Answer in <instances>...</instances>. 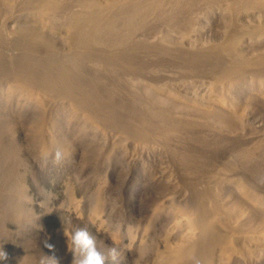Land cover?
Listing matches in <instances>:
<instances>
[{"label": "bare ground", "instance_id": "1", "mask_svg": "<svg viewBox=\"0 0 264 264\" xmlns=\"http://www.w3.org/2000/svg\"><path fill=\"white\" fill-rule=\"evenodd\" d=\"M16 3L17 0H0V8L11 10L15 8ZM60 6L61 0L60 2L59 0H39L36 10L33 9L30 24L41 33L46 32L57 36L56 27L51 25L50 20L58 15L64 16L68 20L66 32L70 37L74 36V41H70L67 36V39H63V43L71 51L69 55L57 54L42 39L27 34L19 36L22 46L19 49L17 47L16 51L12 49L14 39L10 36L13 34L8 36L7 33L0 32V47L6 46L4 52L7 57L19 59L23 66L12 72L7 71L4 77L6 78L5 84H0L2 100L0 102L11 116L13 114L22 116L25 112L31 116H43V122L35 127L32 135L29 134L33 142L34 159L40 168L52 179L51 170L57 169L60 172L63 170L61 173L64 174L63 167L67 165V168L74 163L75 154L72 153L70 142L64 139L53 122L52 111L64 117L67 128L75 130L79 135L78 139L82 140L85 130L91 129L95 135L107 141L106 131L109 128L106 127L105 131L95 111L86 108L87 104L97 100L100 95L92 78L94 75L85 76V73L81 71L85 58L93 56L98 59L101 56L110 61L114 70L121 71L123 79H120L124 80L125 84L128 82L129 84H140L142 81L140 76L145 75L149 83L145 84L146 82L143 81L144 89L162 103L176 104L181 110L182 118L172 127L168 126L170 123L157 126L156 130H151L152 133L143 127L145 137L142 141L133 138L129 133L115 135L119 138L113 141L114 144L110 151H103L96 158V165L102 168L113 160H118L116 150H123L127 146H132L143 153L154 150L166 155L165 157L181 169L180 171L186 172L185 175L188 176L182 178L184 182L191 183L192 179H196L193 181L195 182L193 186L197 193V206L195 207L179 208L175 204L172 205L173 202L167 196L169 192L178 190L184 192L185 188L182 187L181 182L180 185L175 182L177 175L168 170L169 177L166 183L160 184L165 194L163 198L159 196L162 198L160 202L147 207L145 214L141 213L143 214L141 228L134 229L129 226L125 229L124 237L127 244L118 239L119 236L108 234L112 244L132 259L131 264H251L253 260L251 261L250 257L253 251L260 255L259 261L254 264H264V194L260 191L257 193L253 188V190L250 189L251 187L249 188V185L239 178L245 170H255L256 185H264V130L261 134L256 133L255 128H251L249 122L251 120L249 111L237 106L239 97L246 92L256 96V99L264 104V53H258L264 50V0H118V2L78 0L75 10L62 11ZM208 14L222 16L227 20V31L221 45H200L195 41L197 30L205 21L206 16H211ZM175 21L181 24L182 33L180 35L178 31L173 30L172 26ZM153 24L161 27V30L162 28L164 31L170 30L171 36H175L179 43H170L162 35L164 32L159 30H156L159 32H155L153 36L149 32L150 35H148L152 37H148L146 27L155 26ZM141 40L149 41V43L139 44ZM185 44L189 48H186ZM248 47L252 48V53L246 58L244 51ZM105 59L102 60L105 61ZM99 60L94 65L95 68L104 72L105 75L111 73L107 71V63L103 64ZM83 80L89 82V90L83 87ZM171 83L191 93L195 99L187 101L184 97H177L174 95L175 92L172 93L173 91L170 92L168 89ZM127 84L125 86L127 90H121V92H131ZM54 94L57 97H54ZM74 96L78 99L79 106L75 105ZM145 107L152 109L151 106ZM161 115L165 121H172L166 113L162 112ZM191 116H197L205 122L213 117L222 118H218L217 125L227 135L222 136L220 130L218 132L207 125H202L205 129L203 132L206 133L204 136L206 142L203 144L202 139L196 135L197 132H194L196 129L189 119ZM127 119L135 125L130 117ZM234 122L237 128L232 126ZM9 129L10 142L17 144L20 140L13 129ZM225 137L233 139L234 142L239 140L242 143L245 140L246 144L240 151L229 152L224 160L220 158L222 160L219 159L220 162L210 159L215 162V172H217L207 171L213 174L211 188L213 187L214 191H211L198 182L203 175L199 174L198 166L194 165L200 158L202 168L205 167L207 156L197 154L194 150L187 148L197 147L203 151L208 149L211 152V149L216 147H227V140L223 139ZM164 141L175 148H184L186 151L182 152L183 158L180 159L175 153L165 150L166 147L162 148L161 143ZM13 150L11 160L20 162L19 173L15 179L16 189L21 195L22 184L28 175L27 168H25L27 164L18 147ZM58 150L62 153V159L59 162L55 159ZM215 150L220 151V149ZM199 162L198 165H200ZM86 164L85 156L81 155L80 166L76 164L79 167L76 165L75 167L77 171L78 168L85 170ZM75 167L73 169L78 175V172L82 170L79 169L77 172ZM92 169L87 171L91 174L89 175L91 177L87 175L91 178L87 181L93 188L91 189L94 192L92 194H94L95 205L92 211L93 218L87 222L101 234L105 232L102 228L101 213L104 204L103 196L107 190V179L102 176L103 173ZM205 170L208 169L205 168ZM103 171L106 174V167ZM80 177L76 176L79 181L82 180L79 179ZM224 177L229 181H225ZM51 182L54 183L52 180ZM225 186L236 188L237 195L247 207L246 211L232 206L227 197L223 198L221 190ZM66 188L69 203L67 209L63 208L61 211L60 232H57L54 238L56 251L73 263L74 255L68 248L64 227L71 214L78 222H81L82 218L78 210L80 209L79 202L77 198L74 199L75 192L69 188V184ZM255 216H259L261 222L257 221ZM128 225L131 224L128 223ZM107 264H111L110 259ZM118 264H124L121 257L118 259Z\"/></svg>", "mask_w": 264, "mask_h": 264}, {"label": "rangeland", "instance_id": "2", "mask_svg": "<svg viewBox=\"0 0 264 264\" xmlns=\"http://www.w3.org/2000/svg\"><path fill=\"white\" fill-rule=\"evenodd\" d=\"M77 1L61 0L60 8L62 11L67 9L75 10ZM92 1H98V0H92ZM111 1L118 2V0H111ZM38 2L39 0H17L16 3L17 7L15 6V8L11 10L0 8V32L2 34L7 33L6 35L8 36H10L9 34L11 35L13 34V36H10L12 39H14L12 43L13 45L12 49L16 51L19 49V47L21 48L22 46L21 41H19L20 40L19 36L27 34L29 36H36L42 39V41H44L46 44L51 46L52 49L55 50L57 54L69 55L71 51L63 43V39L64 38L67 39L68 37L70 41H74V36L70 37L66 32L68 20L64 16L58 15V17L56 16L54 18L52 17V19L50 20L51 25L52 26L54 25L53 26L54 28L56 27L55 31H57V36L50 35L49 33L47 34L46 32L41 33L38 29L31 26L30 18L31 15H33L34 10H36ZM204 22L201 25V27L197 30L198 33L196 32L195 41L200 45L201 44L221 45V43L224 40L225 33L227 31L226 18H223L222 16H218V15L216 16L211 15L210 17L206 16ZM156 24L153 25L156 26ZM155 26L146 27L147 28L146 34L150 35L151 33V35L153 36L155 32H159V31L164 32L163 34L162 33L161 34L165 36L166 40H168L170 43L172 44L179 43V41L175 38V36H171L170 30L164 31L163 28L161 30L160 29L161 27L159 28L158 25L156 27ZM172 27L173 30H176V32L178 31L179 35L182 33L181 24L178 21H175ZM149 35L148 37H152ZM146 42L149 43V41L141 40L139 44ZM5 47L3 48L0 47L2 49V50L0 49L2 51V52L0 51V67L2 66L0 68L1 85H4L6 82L5 80L6 78L4 79V77L7 71L12 72L15 69L23 68L19 59L17 58L12 59L7 57V55L4 52ZM17 47L18 49H16ZM185 47L189 48V46L188 45L186 46V44ZM251 53H252V48L250 49V47H248L247 50L244 51V56L248 58L249 57L248 55H251ZM258 53H264V50H261ZM87 58H85V61L83 62V67L81 71L82 73H85V76L94 75L92 78L96 83V87L98 93L100 92L99 93L100 95L99 98H97V100H94L93 102H91V104H87L86 108L90 111L93 112L95 111L94 113L99 117V123L105 129V131L109 128L106 131L108 133L109 139L107 137L106 139L107 141L102 140V137L95 135L94 131H92L91 129L88 130L86 129L85 130L86 133L84 132V136H83L84 138L80 140L78 139L79 135L76 133L75 130H71L67 128L64 117L61 114L59 115L58 112L52 111L53 122L59 128L60 133L63 135L64 139L68 143L70 142L69 145L71 146L72 153L74 152L73 154H75L73 158L74 166L73 164L71 166L68 165L69 167L67 168H66L67 165L64 166L63 167L64 174L61 173L63 170L61 172L57 169L54 171L51 170L50 174L52 176V179H50V176L48 177V175L37 164L36 159H34L35 153H33L32 150L33 142L30 139V135H32L33 130L36 129L35 127H38L43 122V116L40 115L31 116L27 112H25L22 116L19 115L15 116L14 114L11 116L9 111L5 110V106L3 105V103H1L2 100L0 98L1 101L0 102V152H1L0 153V249H2L4 252L8 254V259L0 260V264H39V261L42 256H44L45 254H50L49 250L44 247V241L45 239L50 237L49 242L55 245V238L57 232H60L59 227L62 223L61 211L63 208L67 209V205L69 203L68 191L66 188L68 184H69V188H72V186L75 187L72 188L73 192H75L74 194L73 193L72 194L74 195V199L77 198V202H79L78 204L80 209L78 210H79V215L82 218V221L78 222L77 219L73 218L74 216L71 214L69 216L68 222L65 224L64 227L65 233L71 234L74 233L79 228L87 227L90 235L94 238L96 242V246L98 250L105 253V255H107L109 248L116 247L110 241L108 234L119 236L118 239H120L125 244L126 242V239L124 237L125 229L129 226L134 227V229L141 228V224H142L141 220L143 219L142 218L143 214H145V209L149 206H152L156 202H160L162 200L165 192L160 184L166 183V180L169 177V174H167L168 170L171 173L177 175L175 182H177L178 185H180L181 182L182 187L185 188L183 189L184 192L182 190L181 191L178 190L179 192L178 191L175 192L174 190H173L174 192H169V195L167 196L169 200L173 202L172 205L175 204L179 208L181 207L184 208L186 206L187 207L197 206V198H196L197 193H195L193 186V183H195L193 181H195L196 179L195 180L192 179V181H190L191 183L184 182L182 178L183 177L186 178L188 176L185 175L186 172L180 171L181 169L177 168L175 164H173L167 157H165L166 155L161 154L160 152L157 151L155 152L153 150L143 153L141 151H138L136 148L132 146L129 147L127 146V148H124L123 150H118V151L116 150V156H117L116 158H118V160H113V162L105 166L106 174L104 173L105 171H103L105 170V167H102L104 168L102 169L101 167L96 165V161H97L96 158H98V156H100L103 151L106 152L110 151V149H112L113 147L114 142L116 141V138H119V136H115V135L129 133L133 136V138L142 141V138L145 137L144 131L142 129L143 127H146L147 131L152 133L151 130H156L157 126H161L163 124L168 125L170 123L168 125L169 127L170 126L172 127V125L174 126L175 123L182 118V116L180 115L181 110L176 104L171 105L170 103H166V102L162 103L161 101H159V99H157V97H155L154 95L151 96L144 89L145 85H143L144 84L143 81L146 82L145 84L149 83V79L145 75L140 76V79L142 80L140 81L141 85L139 83L137 85L132 83L129 84L130 82H128V84L126 83L128 85V89H130L131 92L126 91V93L124 92L125 93L124 94L123 92H121V90H127V88L125 87L126 84L124 83V80H121L123 79V74L121 73V71H119L118 69L114 70L113 67H111L110 65L111 64L110 61L106 60L103 57L101 58L100 56L98 58L100 59L99 61H102L101 63L103 64L107 63L106 64L107 71L111 72L105 75L104 72H101V70L100 71L97 70L94 66L98 61L96 57L88 56ZM102 59H105L106 62ZM109 77H111L112 79ZM83 81H84L82 82L83 87L89 90L90 89V86L88 85L89 82L85 80ZM168 89L170 90V92L173 91L172 93L175 92L176 94L174 93V95H177V97H181V98L184 97V100L187 99V101H191L195 99V97L191 93L183 91L182 89L178 88L175 84L171 83L168 86ZM76 92L78 93L79 90ZM247 93L248 92L245 93L246 95L243 94L245 96L242 95V97L241 96L239 97L238 99L239 103H237V106L239 108L246 109L249 111V116L251 115V120L249 121L252 126L251 128L253 129L255 128L254 129L255 132L261 134L264 130V104L259 100H257L256 96L249 95ZM53 96L57 97L56 94H54ZM73 101L76 106H79V101L77 98H75V96L73 97ZM260 103H262L263 105ZM145 106H151L152 109L151 110L147 109ZM162 112L169 115L172 121L171 122L165 121V119L161 115ZM127 117H130L135 125H132V123L129 122ZM218 118L222 119L220 117ZM218 118L213 117L211 120H208L209 122L208 121L205 122L203 121V119L197 116H191L189 118L191 119L190 121L193 122L195 125L193 126L196 129L194 132L195 133L197 132L196 135L198 136L199 139L200 138L202 139V142H204L203 144H205L206 142V140L204 139L206 133L203 132V130L205 131V129L202 127V125L203 126L207 125L209 128H212L215 131L218 130V132L221 131L222 136L227 135L225 134V132H223L221 128L218 127L217 125L218 124L217 122L219 120ZM232 126L234 128H237V124L235 122L234 124L232 123ZM9 128L13 129L17 138L21 142L18 141L17 144L15 143L13 144L10 142ZM194 132L192 134H194ZM88 135L89 137H87ZM242 137L244 138V135ZM223 139L227 140V147L224 148L216 147L214 149H211V152L213 153H211L208 149L206 150L204 149V151L201 150V148H197V147L196 148L191 147L192 148L191 149L187 145L189 147L187 149L191 151L194 150L195 153L197 154L200 153V155L209 157V159H207V157L205 159V162H207L208 167L206 165L205 167H203L204 169L202 168L201 165L203 164L202 162H199L200 158L197 159L196 161L197 164L195 163L194 165L198 166L199 174L203 175L202 176L203 179L199 178L198 182L202 184L201 186H204V188L211 191H214L213 187L211 188L212 185L211 177L213 176V174L208 173L207 171L209 172L212 171V173H217L215 172L216 164L214 163L219 161L220 158H223L222 160H224L227 157L226 155L229 154V152L240 151L241 148L244 147V145L246 144L245 140H243V142L241 143V141L239 140L234 142L233 139H227L226 137ZM103 142L104 144H102ZM16 147H18L19 151L23 153L24 155L23 157H25L26 159L25 164H27L26 165L27 167L25 166V168H27L26 171L28 172L27 178L25 179L21 187V195H19L16 189L17 186L16 179L20 169V162L17 160L16 161L11 160V155L13 154L14 151L13 149H15ZM161 147L162 148L166 147L164 148L165 150H168L170 151V153L173 154L175 153L176 157L178 156V158L180 159L183 158L182 152L186 151L184 148L181 147L175 148L171 144L165 141L161 143ZM172 148L174 150H172ZM215 149H220V151L219 150L217 151ZM213 154L216 156H214ZM81 155L85 156V164L87 163L85 170L78 168V171L80 169L84 172L83 174L82 171H81L82 173L79 171L82 175L76 169V167L80 166ZM169 155L171 157V154ZM210 159L211 160L216 159V160L215 162L214 161L212 162ZM198 162L200 165H198ZM76 164L79 166H77ZM70 167L72 168L70 169ZM74 167L75 170L78 172V175L77 173H75L73 169ZM99 168L101 169V171ZM205 168H207L208 170H205ZM91 169L93 171L96 170L95 172L103 173V175L102 174L101 175L103 177L105 176V179H107L106 180L107 190L103 196L104 204L101 213L102 214L101 219H103L101 220L103 226L102 228L105 230V232L101 234L97 232L96 229L92 228V226H90L89 223L87 222L91 218H93L94 213L92 211L95 205L94 194H92L94 193L92 190L93 188L91 185L88 184L90 183L88 181L91 180V178H89L91 177L89 176L91 174L90 172L88 174L87 171H90ZM256 174L257 173L255 170H251V171L245 170L242 174V177L239 176V178L244 180L249 185V188L251 187L250 189L253 188L255 191H257V193L261 192L264 194V185L260 186V185H256L255 183ZM76 176H81L82 178L80 177L79 179L82 180L79 181L77 179L78 177L76 178ZM48 178L50 180H48ZM51 180L54 183H52ZM224 180L227 182L229 181L226 180L225 177ZM182 181L185 185L182 183ZM87 185L90 187H88ZM225 187L224 188L222 187L223 190H221V194L223 198L227 197V200L230 201L232 206H237L241 210L246 211L247 207L244 204V202L241 201L239 195H237L238 192L236 191V188L234 186H231V188H228L227 186ZM159 196H161L162 198ZM168 207H170V205ZM142 212L143 214L141 215ZM255 219L261 222L259 216H255ZM128 223L131 225H128ZM62 235L63 233L61 234V236ZM118 250L120 252L119 257L122 258L124 264H131L132 259L128 257V255L125 254L121 249ZM56 255L60 258V264H73L70 263L67 259L63 258V256H61L57 251H56ZM253 255L255 257H253ZM259 259H260L259 253L253 251V254L250 257V260L252 261L251 264L256 263V261H259Z\"/></svg>", "mask_w": 264, "mask_h": 264}, {"label": "clouds", "instance_id": "3", "mask_svg": "<svg viewBox=\"0 0 264 264\" xmlns=\"http://www.w3.org/2000/svg\"><path fill=\"white\" fill-rule=\"evenodd\" d=\"M55 159L59 162L62 153L58 150ZM67 236L68 248L73 252V264H107L110 259L111 264H118L120 252L117 247L108 249L107 255L98 250L94 238L90 235L87 227L79 228L74 233H65ZM50 237L45 239L44 247L50 254L41 257L39 264H60V258L56 255L55 245L49 242ZM8 254L0 249V260H7Z\"/></svg>", "mask_w": 264, "mask_h": 264}]
</instances>
